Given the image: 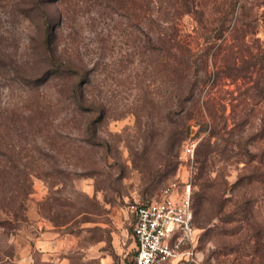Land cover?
<instances>
[{"label": "rangeland", "instance_id": "obj_1", "mask_svg": "<svg viewBox=\"0 0 264 264\" xmlns=\"http://www.w3.org/2000/svg\"><path fill=\"white\" fill-rule=\"evenodd\" d=\"M35 1L0 0V264H128L130 206L189 176L197 211L206 143L215 151L209 177L222 185L215 202L222 209L214 215L212 198L205 200L194 255L171 264H228L236 254L221 253L223 239H239L245 260L258 243L262 255L264 0H196L197 13L176 16L201 67L190 100L186 84L165 70L157 38L167 27L157 11L183 10L173 0H159L140 22L117 0L53 3L54 47L72 69L42 81L47 48ZM79 80L94 111L72 99ZM210 232L238 233L217 240Z\"/></svg>", "mask_w": 264, "mask_h": 264}, {"label": "trees", "instance_id": "obj_2", "mask_svg": "<svg viewBox=\"0 0 264 264\" xmlns=\"http://www.w3.org/2000/svg\"><path fill=\"white\" fill-rule=\"evenodd\" d=\"M59 0H36L33 3V13H35V17L39 19V22L41 23L42 27L44 28V43L46 45L47 51L46 55L44 56L47 64H48V69L46 70L47 72L44 75V78L39 79L38 81L48 80L51 74L57 73V71H61L58 73H69L71 71V61L64 60L61 58V56L58 54L57 50L55 49V39H56V34L54 32V29L51 27V20H50V14L47 11V8L52 5L55 2H58ZM176 4H179L182 6L181 9L182 11L178 10H163L159 9L157 12H160L161 15H165L163 23L167 24V27H165V31L162 33V35L157 36L158 38V43L161 45V49L164 50V53L166 54V59H165V70L172 73H175L177 75L176 79L179 81V84L183 85L186 84L188 90V94L190 95V100L194 96V88H192L194 85H196L198 77V71L201 68L199 65H197V59H195L196 55L193 54V50L190 47V45L185 42L186 40L182 39L180 35L178 34L177 27L175 25V19L176 16H180L182 14H195L197 13V10L194 9L195 7V1L196 0H173ZM243 1V0H242ZM238 2V0H234L235 4ZM241 2V1H240ZM239 2V3H240ZM121 9L129 11L130 15L134 18L135 22H140L147 20L149 14L151 13L152 8H154V4H158L159 0H117L116 2ZM241 5V4H240ZM173 8V7H172ZM172 11V12H171ZM245 13V12H244ZM241 13V19L243 20L244 16L246 14ZM202 14V13H201ZM147 17V18H146ZM149 19V18H148ZM152 19L150 18V21ZM227 16L222 20V25L219 27L221 31H219L218 36L220 37L226 30L225 24H226ZM250 26V25H249ZM223 27V28H222ZM248 32H245V29L242 30V36L241 39L246 37ZM216 36V37H218ZM181 39H180V38ZM250 59L253 60L254 56L252 52H250ZM258 54V60L261 62L260 68L259 69H264V51L260 50L257 52ZM262 54V55H260ZM235 60V59H233ZM243 57L241 58V63L243 64ZM202 63L204 64V60H202ZM235 65H237V70L241 71L240 67L236 63V61H233ZM258 64V63H257ZM200 67V68H199ZM241 76V74L236 75V77ZM47 77V78H46ZM46 78V79H45ZM82 79V77H81ZM80 80L74 83V86L72 88V99L77 107L86 109L88 111L93 110L95 108L96 103L91 102L85 98V94L83 92L82 86L80 84ZM260 82V81H259ZM38 109L41 108V110H44L45 108L41 106V104L37 105ZM88 132L91 135H95V130L89 129ZM184 137L186 136L187 130L182 131ZM181 139V141H184V138ZM215 151L212 149L211 145L206 143L204 146V150L202 151L201 157L203 158V166H202V174H201V193L200 196L197 198V211L195 210L194 202H193V211H194V227L196 230V235H197V230L198 227L196 226V215L200 216V213L203 212V205H205V200L212 198V201L214 202V215H219L221 209L220 205H215V202L217 200V197H220V192L222 189V185H219L215 183V181L210 180L209 174H210V168L212 166V154ZM259 164L262 166L263 171L259 173L257 178L259 179L258 181L264 184V160L261 159ZM200 218V217H199ZM210 216L207 215H202V220H200V223L203 224H208L210 220ZM225 222H229L230 219H225ZM221 221H224V219H221ZM238 232H210L208 233V237L210 239H223L224 237H230L231 239H234L237 237ZM199 236V234H198ZM239 239H237V243L235 240L233 241H226V240H221L222 244L220 245V251L222 254L225 256L231 253H235L236 257L234 260H229L230 264H264V253L259 255V247L261 243H258V246H254V251L253 254L250 255V253L245 254L246 260L242 257H240L241 250L244 249L242 247V243L238 242ZM235 244H233V243ZM261 242V241H260ZM197 244H198V237H197ZM257 251V252H255ZM237 255L239 257H237ZM240 262V263H239ZM224 261L218 260V264H224ZM228 263V264H229ZM171 264V263H169Z\"/></svg>", "mask_w": 264, "mask_h": 264}, {"label": "built area", "instance_id": "obj_3", "mask_svg": "<svg viewBox=\"0 0 264 264\" xmlns=\"http://www.w3.org/2000/svg\"><path fill=\"white\" fill-rule=\"evenodd\" d=\"M185 153L193 156L194 145H188ZM130 208L136 245L128 264H169L194 255L197 235L189 176L171 183L159 198Z\"/></svg>", "mask_w": 264, "mask_h": 264}, {"label": "crops", "instance_id": "obj_4", "mask_svg": "<svg viewBox=\"0 0 264 264\" xmlns=\"http://www.w3.org/2000/svg\"><path fill=\"white\" fill-rule=\"evenodd\" d=\"M132 216H133V219H134V214L132 213ZM134 221H135V219H134ZM135 245H136V243H135Z\"/></svg>", "mask_w": 264, "mask_h": 264}]
</instances>
